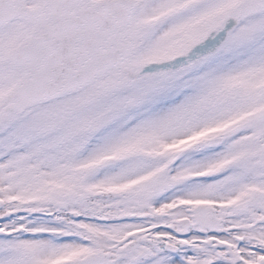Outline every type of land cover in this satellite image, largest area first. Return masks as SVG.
I'll return each instance as SVG.
<instances>
[{"label": "snow or ice", "instance_id": "1", "mask_svg": "<svg viewBox=\"0 0 264 264\" xmlns=\"http://www.w3.org/2000/svg\"><path fill=\"white\" fill-rule=\"evenodd\" d=\"M0 264H264V0H0Z\"/></svg>", "mask_w": 264, "mask_h": 264}]
</instances>
